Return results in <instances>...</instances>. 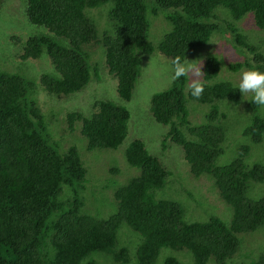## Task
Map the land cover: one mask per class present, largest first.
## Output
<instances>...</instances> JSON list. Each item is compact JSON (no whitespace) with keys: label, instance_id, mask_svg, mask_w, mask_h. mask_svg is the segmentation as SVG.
I'll list each match as a JSON object with an SVG mask.
<instances>
[{"label":"trees","instance_id":"1","mask_svg":"<svg viewBox=\"0 0 264 264\" xmlns=\"http://www.w3.org/2000/svg\"><path fill=\"white\" fill-rule=\"evenodd\" d=\"M217 8L228 13L224 19H231L227 28L233 44L245 53L231 70L255 66L262 71L264 56L237 23L251 14L254 26L263 31L264 0H25L28 23L47 34L18 37L24 50L21 63L45 54L53 70L43 72L39 84L47 95L62 100L98 79L90 69L99 66L103 55V69L115 78L118 97L129 102L142 57L154 53L147 38L148 14L171 11L166 17L170 30L157 48L171 64L220 31ZM17 67L9 71L0 66V264H233L240 258L238 235L264 225V195L254 199L248 192L250 184L264 183V165H244L247 147L226 165H216L225 116L214 103L240 102L234 84L217 79L218 59L205 61V90L199 99L186 90L184 78L152 96L150 114L165 128L159 152L152 156L142 141L133 140L124 151L131 180L111 192L86 154L122 145L128 132L126 108L96 100L85 114L75 103L80 108L66 114L65 126L55 114L60 134H51V116L35 97L38 83L17 73L26 71L24 65ZM188 101L210 106L203 124L188 123ZM243 136L264 144V116L253 115ZM176 149L192 177L213 180L219 200L232 209L228 224L224 219L230 217L215 215L188 222L181 204L155 198L173 174L165 156ZM246 264H264V250Z\"/></svg>","mask_w":264,"mask_h":264},{"label":"rangeland","instance_id":"2","mask_svg":"<svg viewBox=\"0 0 264 264\" xmlns=\"http://www.w3.org/2000/svg\"><path fill=\"white\" fill-rule=\"evenodd\" d=\"M107 6V5H106ZM25 0H0V66L9 71L18 70L17 63L25 66L26 71H17L25 79L32 83L37 82L38 87L35 90V97L41 110L51 116L49 120V129L51 134H60L59 128L56 127L55 121L59 113L63 125L65 126L66 114L78 110L88 114L92 110V105L96 100H108L116 105L126 108L129 112L127 137L122 145L116 150H100L94 152L91 156L86 154V158L92 162L94 170L99 173L100 182L103 185L108 184V191H114L116 188H122L131 178L132 173L126 170L129 166L124 159V151L133 140H140L145 149L152 156L159 152L161 145V135L165 128L154 121L150 114V98L153 94L165 91L171 88V64L168 60L158 53V46L164 36L170 30V26L166 21V17L171 11L159 12L158 15L152 16L148 14V40L154 48V53L149 56L142 57L141 72L139 78L135 82L132 98L129 102L121 100L116 93V80L103 69L104 56L100 52L94 57L101 56L102 60L97 68H91V75L97 74L98 79H92L89 84L79 93L69 96L66 99L58 100L53 96L47 95L39 84V76L43 72L53 70L47 62V57L42 54L38 60H27L21 63V55L24 53L23 45L18 41V37L23 39L24 35L34 33V36L47 34L43 28H38L28 23L24 14ZM226 11L217 8V24L221 27L219 32L212 33L208 43L202 47L196 48L188 53L186 59L189 61L198 60L201 64L202 81L204 75L205 61L214 57L220 61V68L217 79L229 80L234 85L238 82L239 73L246 68L238 71L231 70V66L241 63L244 60V54L239 47L233 42L231 29L227 28L230 20L224 19ZM97 12H91L92 16H96ZM228 14V13H227ZM222 21V22H220ZM237 27L250 39V45L258 50L264 56V30H258L252 23V15L244 16L238 23ZM3 33L9 34L5 36ZM9 37V38H8ZM10 38H15L12 40ZM14 42L15 44L11 43ZM12 48V50H10ZM91 52V50L89 51ZM11 54H15V59L10 58ZM50 62V61H49ZM264 67V66H263ZM52 68V69H51ZM264 71V68H262ZM194 77L190 76V79ZM35 84V83H34ZM188 81L186 80V87ZM188 88H186L187 90ZM79 98L76 100V96ZM246 95L244 99H248ZM79 104L76 105V104ZM248 100H242L240 94V102L236 105H230L225 101H216L215 107L219 112L222 111L225 118L224 132L225 140L222 145V154L217 158L216 165L224 166L237 157L241 148L247 147L248 154L243 159L246 166L253 164L264 165V144H253L249 137L243 136V130L250 124L253 115L264 116V107L258 106L256 111L249 109ZM248 108L245 112L244 109ZM187 121L192 126L201 125L205 122V117L210 111V106L205 104H197L188 101L186 104ZM165 164L170 166L173 173L167 179L165 188L159 190L155 194L156 199H171L182 205L184 208V216L186 221H202L207 219L209 215L230 217L229 220L223 221L228 224L231 221L232 209L221 202L213 183V180L202 175L194 178L189 173V166L184 162L182 152L179 149L172 150L165 156ZM131 169V168H130ZM133 170V169H131ZM137 174V173H136ZM128 178V179H127ZM119 188V189H120ZM249 196L257 199L264 195V183L250 184ZM156 195H161L157 198ZM222 205V209H221ZM115 213V212H113ZM239 245L238 255L240 258L233 259V264H246L256 259L257 255L264 250V225L254 232L238 235ZM163 252L169 251L163 249ZM187 252V251H185ZM160 260V259H159ZM158 260V261H159Z\"/></svg>","mask_w":264,"mask_h":264},{"label":"clouds","instance_id":"3","mask_svg":"<svg viewBox=\"0 0 264 264\" xmlns=\"http://www.w3.org/2000/svg\"><path fill=\"white\" fill-rule=\"evenodd\" d=\"M171 68V81L175 82L184 78L188 81L189 94L199 99L205 90L200 61H189L183 55V58L177 57L171 61ZM190 76L194 78L190 79ZM234 87L241 94L242 100H248L256 106L264 107V71L255 66L240 71L238 82ZM246 95L248 99H244Z\"/></svg>","mask_w":264,"mask_h":264}]
</instances>
